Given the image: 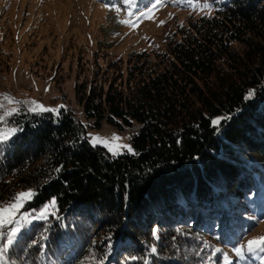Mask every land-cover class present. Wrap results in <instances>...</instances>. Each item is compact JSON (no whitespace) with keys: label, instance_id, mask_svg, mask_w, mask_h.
Instances as JSON below:
<instances>
[{"label":"trees","instance_id":"1","mask_svg":"<svg viewBox=\"0 0 264 264\" xmlns=\"http://www.w3.org/2000/svg\"><path fill=\"white\" fill-rule=\"evenodd\" d=\"M209 2L210 14L172 26L162 52L129 54L125 82L115 59L117 86L75 93L94 128L137 131L136 155L91 147L70 109L16 117L23 131L0 156V203L34 189L28 208L53 197L56 208L24 232L15 264H201L253 231L246 215L264 218V0ZM221 116L231 119L216 132L210 120ZM198 208L209 214L201 224ZM42 232L44 255L29 248Z\"/></svg>","mask_w":264,"mask_h":264},{"label":"rangeland","instance_id":"2","mask_svg":"<svg viewBox=\"0 0 264 264\" xmlns=\"http://www.w3.org/2000/svg\"><path fill=\"white\" fill-rule=\"evenodd\" d=\"M206 14H210L209 9L168 4L154 13V19L130 29L117 23L115 12L102 8L101 0H0V103L21 107L7 105L3 95H9L15 101L35 100L51 108L63 105L64 109L73 110L83 125H88L85 132L102 137L115 133L124 138L120 143L131 145L137 131H119L105 123L94 128L82 119L75 93L92 87L106 90L111 84L117 86V73L107 70L115 59L122 61L125 82L123 72L129 54L162 52L164 38L174 24ZM123 17L122 12L120 18ZM25 209L33 208L27 204ZM196 213L198 224L209 218L204 209L198 208ZM227 218L221 214L219 226ZM220 231L218 227L217 232ZM258 235H264V223H259L244 240ZM219 253L221 264L235 259L230 249H220ZM217 263L220 262H213Z\"/></svg>","mask_w":264,"mask_h":264},{"label":"snow or ice","instance_id":"3","mask_svg":"<svg viewBox=\"0 0 264 264\" xmlns=\"http://www.w3.org/2000/svg\"><path fill=\"white\" fill-rule=\"evenodd\" d=\"M168 4H187L189 7L208 9L212 5L209 0H205L203 4H193L192 0H101V7L110 12H115L116 22L128 26L130 29L135 28L140 22L147 19H154V13L160 8ZM119 5V6H118ZM124 17H121V13ZM171 13L169 17H171ZM163 23V21H161ZM47 91V89H45ZM253 96V91L250 90L245 99H250ZM3 101L7 105H20L23 107H6L5 103H0V156H3L9 141L19 132L23 131V127L16 121V117L22 114H32L39 116L42 113H52L56 117L61 115L60 109L64 108L59 105L56 108L46 107L35 100L30 101H15L9 95H3ZM231 119L230 116H221L212 118L210 120L211 126L216 132L220 131L221 121ZM85 128L88 125H84ZM80 139L87 142L91 147H103L113 157L118 156L122 151L126 150L128 153L136 155L131 145L120 143L124 138L118 134L113 133L109 137H102L98 134L82 133ZM62 170V165L52 170L53 173H59ZM38 195L34 189L22 190L11 195L8 201L0 203V264H15L9 255L11 250L16 246L18 241L22 238L27 228L35 221H46L50 216L55 214L56 198H51L39 210L25 209V205ZM251 199V197H249ZM25 209L24 211H21ZM248 220L255 224L264 223V218L256 215H246ZM57 219H60L57 217ZM152 236L157 238V229H152ZM46 232H42L37 239H33L29 248L39 244L41 255H44L45 245L41 242L46 240ZM211 247L207 242L201 248V252L205 248ZM152 253L156 252V248L150 249ZM220 249H213L211 255L208 256L207 261L201 257V264H208L212 256L219 253ZM231 254L235 257L230 264H264V235H258L250 239L242 240L240 243L230 248ZM200 256V252L196 253ZM227 260V255L224 256ZM148 264V261H145Z\"/></svg>","mask_w":264,"mask_h":264}]
</instances>
